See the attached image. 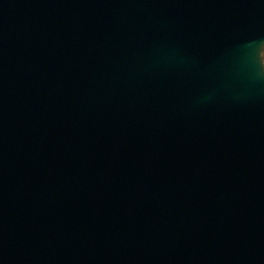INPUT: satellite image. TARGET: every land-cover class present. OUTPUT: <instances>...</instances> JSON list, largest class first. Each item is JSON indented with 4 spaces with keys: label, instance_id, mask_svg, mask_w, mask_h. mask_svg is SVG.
Here are the masks:
<instances>
[{
    "label": "water",
    "instance_id": "95a60500",
    "mask_svg": "<svg viewBox=\"0 0 264 264\" xmlns=\"http://www.w3.org/2000/svg\"><path fill=\"white\" fill-rule=\"evenodd\" d=\"M0 264H264V0H0Z\"/></svg>",
    "mask_w": 264,
    "mask_h": 264
}]
</instances>
